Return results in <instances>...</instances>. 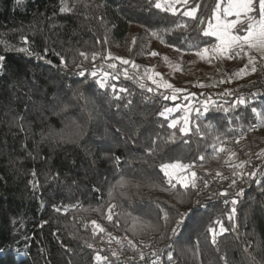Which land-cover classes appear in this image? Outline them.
Here are the masks:
<instances>
[{"label":"trees","instance_id":"16d2710c","mask_svg":"<svg viewBox=\"0 0 264 264\" xmlns=\"http://www.w3.org/2000/svg\"><path fill=\"white\" fill-rule=\"evenodd\" d=\"M156 2L0 0V264H264V95L199 113L151 82L164 50L208 47L214 73L234 66L202 31L227 0ZM176 162L197 168V189L168 183ZM208 187L239 194L205 204Z\"/></svg>","mask_w":264,"mask_h":264},{"label":"snow or ice","instance_id":"6c2138e0","mask_svg":"<svg viewBox=\"0 0 264 264\" xmlns=\"http://www.w3.org/2000/svg\"><path fill=\"white\" fill-rule=\"evenodd\" d=\"M175 2L187 5L188 0H175ZM155 7L161 10L165 11H171L173 14H175L176 9L174 7V4L168 3L167 0H165L164 3L157 2L155 3ZM220 4H217V14L215 16V24H212L211 22L208 23V27L206 30L203 31L204 36H212L215 37L218 43L212 47V52L216 54V57H226V58H232L233 55H239L240 53L248 54L247 50H254L255 52L260 54L261 58H264V0H227L226 6L223 7L222 12L223 16L219 14L220 11ZM62 11H68L67 8H62ZM253 12H258V17L250 15ZM184 16L195 18L196 16V8H191L189 10H185L183 12ZM228 16H235L236 19L233 21H229L225 19V17ZM241 18L244 20H247L248 23L246 24V27H243L239 31H242L243 34H237L236 28L237 24L241 23ZM186 25H181V27H185ZM155 36L156 33H153ZM19 51L22 52H28V49L21 48ZM209 53V48L205 47L200 51H197V55H199L202 59L207 56ZM81 55H85L84 53H81ZM152 55H157L156 53H152ZM42 58V57H41ZM215 58V57H213ZM4 58L0 56V61H2ZM255 57L249 55V64L255 63ZM50 63L51 61H47ZM122 64L129 63L126 60H121ZM109 67L115 68V65H109ZM133 67H137L136 65H133ZM247 68V66H245ZM252 72L256 71V68L253 66L251 68ZM245 69H241L240 72L235 73L234 75L242 77L243 75H246ZM80 75H83L81 72ZM93 76L96 75V73H92ZM108 74L105 73V76ZM223 82V81H222ZM97 83L100 84V87H105V82L97 81ZM159 86V85H158ZM168 88H172V85L166 84L165 85ZM143 87V85H141ZM115 91V89H113ZM149 91H152V89H148ZM121 92L125 91V89L121 88ZM179 91V90H177ZM255 95V94H253ZM168 97H165L167 99ZM175 97H173L174 99ZM247 101L246 99L241 96L238 97L235 101L233 107L236 105H246ZM208 109L205 107L204 111H207ZM167 112H172L173 109H166ZM198 111V110H197ZM227 111V109H225ZM252 112L255 113L258 117L261 115L255 107L252 108ZM161 115H164V113H161ZM177 121H172V123L169 124V127H175ZM187 118H185V126L180 129L181 132L187 133ZM75 135H80L79 132L75 133ZM238 142V141H237ZM219 151H224L223 148H220ZM235 155V153H233ZM190 165H185L179 162L172 163V164H164L162 165V169L165 171V175L168 177V183L175 187L174 184H172V181L175 180L176 183L180 184L183 188L186 190L191 187V189L195 190L197 189V176L194 171H192L189 174L185 172V170L189 169ZM239 167H243V165H239ZM171 169L172 171H168ZM177 172H185L184 175H177ZM220 173H217V176H220ZM253 177L255 176V173L251 174ZM236 181L233 180L232 184H235ZM207 185L205 184V187ZM239 194V193H238ZM219 195H227L226 192H221ZM233 205H235L236 201H232ZM111 211V210H109ZM235 212V209L233 208V213ZM167 214H165V217ZM111 219V216L108 217ZM231 218V217H230ZM93 224L95 222L93 221ZM179 224V222H178ZM97 228H99V225H96ZM103 231V229H100ZM223 225L221 224V231H224ZM175 232V229L173 230ZM210 231H212L210 229ZM215 242V241H213ZM131 243V242H130ZM115 255V253H113ZM96 259L100 261V256H97ZM141 259H143V255L141 254ZM169 260L172 259L171 255L168 257ZM153 264H156L155 261H153Z\"/></svg>","mask_w":264,"mask_h":264},{"label":"rangeland","instance_id":"374dc122","mask_svg":"<svg viewBox=\"0 0 264 264\" xmlns=\"http://www.w3.org/2000/svg\"><path fill=\"white\" fill-rule=\"evenodd\" d=\"M175 1V0H174ZM165 2V0H164ZM156 48L159 49L160 51L163 50V46L159 43H157ZM165 50L163 51V56H162V62L164 64V67H161L160 70L156 71V74L154 77H152L151 82L153 83L155 89L158 92H161L163 94H168L171 95V97H175L174 100L178 99V94L180 92L185 93L188 91V93L191 95L193 94H200V95H209L211 99L213 98H218V97H223L226 89L230 86H237L243 83H249L255 81V79L258 77V75L262 72H264V67L262 68V63L258 62L255 60L254 65L249 64V61L246 62L241 68L237 70V72H240L241 69H245L246 75H243L242 77L240 76H232V74L228 73L225 69L221 70L220 68L217 70L216 73H214V65L211 62V52L209 50V53L205 58H201L197 54H191V55H183V57H178L174 54H166ZM222 62V60H221ZM224 65H226V68L232 64V61H229V59L226 61ZM247 66V68L245 67ZM256 68L255 72L251 71L252 67ZM234 67H230V69H233ZM126 71V70H124ZM200 72L199 77L192 79L189 78V74L192 72ZM236 72V73H237ZM251 75V76H250ZM166 79V80H165ZM223 81V82H222ZM170 84L172 85V88H168L165 85ZM159 85V86H158ZM220 86V87H218ZM179 90V91H177ZM188 94V95H189ZM173 95V96H172ZM214 100V99H213ZM212 102V101H211ZM210 102V103H211ZM173 111H180L182 115H184V108L178 104L174 108H172ZM187 110V109H186ZM172 111V112H173ZM188 111V110H187ZM183 112V113H182ZM170 113V112H169ZM170 115V114H169ZM190 113L188 112V116ZM187 116V115H186ZM183 119L185 118L182 116ZM264 120V118H263ZM254 133V132H253ZM251 134V133H250ZM244 142L245 141H250L249 134L243 137ZM242 139L241 143H244ZM238 140L234 141L236 145L239 144ZM262 153H264V148L262 147L260 149ZM232 157V155H231ZM246 161H248L247 153L244 158ZM220 165V164H219ZM195 169V168H189L185 170L187 174L190 175V173ZM225 169H228V166H225ZM168 171H172L169 169ZM165 172V171H164ZM185 172H177V175H184ZM196 173V172H195ZM172 184L176 185L175 180L172 181ZM210 198H214L213 196H210ZM208 199V196L206 195L204 198H202V202H206ZM155 242V240H154ZM153 243V241H152ZM128 252L131 253L130 250L126 249ZM133 255V254H132ZM135 257H139L138 254L134 255Z\"/></svg>","mask_w":264,"mask_h":264},{"label":"built area","instance_id":"2783aa9c","mask_svg":"<svg viewBox=\"0 0 264 264\" xmlns=\"http://www.w3.org/2000/svg\"><path fill=\"white\" fill-rule=\"evenodd\" d=\"M263 95H264V72L260 73L258 77L255 79V81L253 82L243 83L237 86L228 87L222 98L223 100H229V99L237 100L238 97L243 96L246 99L247 103H250L254 101L256 98L261 97ZM213 99L215 100V98ZM213 99H211L209 95L194 94L191 97V102H192V106L195 107L199 113H203L205 107L207 108L209 105H211L214 102ZM250 184L251 182L244 183L239 188L240 189L239 191H244L245 189H248ZM238 192L228 190L227 193H228V196L232 198V197H235L238 194ZM206 195L208 196V199L206 202L204 201L205 204L213 202L215 200L222 199L221 195L214 192V187H208L205 191L204 197ZM210 196H213L214 198H210ZM228 202H231V200H228L226 203Z\"/></svg>","mask_w":264,"mask_h":264},{"label":"crops","instance_id":"0c3cea01","mask_svg":"<svg viewBox=\"0 0 264 264\" xmlns=\"http://www.w3.org/2000/svg\"><path fill=\"white\" fill-rule=\"evenodd\" d=\"M230 17H232V18H230ZM228 18H230V19H227L229 21H233V20L236 19L235 16H228ZM245 21H247V20H244L243 18H241V23L240 24L244 23ZM240 24H237V25H240ZM246 51L248 52L247 55L245 53H240L239 55H233L232 58L224 57V59L226 61L229 59V61H232L231 65H234L233 66L234 68L233 69H229V71H228V73L232 74V76H234V74L237 72V70L239 68H241L244 64H246V62L249 61V55L255 57L256 61L262 63V68L264 67V58H261L259 53L255 52L254 50H247L246 49ZM239 66H241V67H239Z\"/></svg>","mask_w":264,"mask_h":264}]
</instances>
